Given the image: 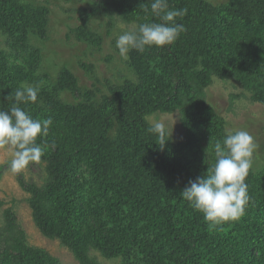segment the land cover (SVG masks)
Listing matches in <instances>:
<instances>
[{
	"label": "trees",
	"instance_id": "16d2710c",
	"mask_svg": "<svg viewBox=\"0 0 264 264\" xmlns=\"http://www.w3.org/2000/svg\"><path fill=\"white\" fill-rule=\"evenodd\" d=\"M151 2L98 0L78 9L81 23L72 32L79 41H93L86 25L95 16L136 21L137 27L160 22ZM168 3L187 9L177 18L186 31L171 46L130 52L137 81L111 86L99 102L65 104L60 92L75 78L64 70L49 90L39 89L37 102L20 105L34 119L53 123L48 136L37 140L44 149L45 183L22 176L19 181L31 194L36 224L70 248L80 264H97L93 252L123 264H264V169L251 168L246 178L245 215L218 229H210L180 196L190 180L206 174L215 142L228 133L206 99L212 78L235 79L264 105V0ZM48 15L45 5L0 0V30L25 47L29 33L45 36ZM30 50L35 69L40 55ZM24 80V70L0 52V110L13 106ZM174 110L183 112L185 137L169 139L161 149L146 116ZM3 215L0 264H60L29 244L12 208Z\"/></svg>",
	"mask_w": 264,
	"mask_h": 264
},
{
	"label": "rangeland",
	"instance_id": "374dc122",
	"mask_svg": "<svg viewBox=\"0 0 264 264\" xmlns=\"http://www.w3.org/2000/svg\"><path fill=\"white\" fill-rule=\"evenodd\" d=\"M98 0H21L23 3L45 5L49 8L48 22L44 37L29 33L26 45L16 42L0 30V52L13 67L24 70L22 84L38 86L40 90L50 89L64 70H68L75 80H70L68 88L60 92V99L66 104L99 102L109 94L113 85L123 84L126 80L137 81V73L129 59L123 60L116 48V39L123 31L135 30L136 21L122 18L95 16L86 25L88 33L94 35L93 41H79L72 29L80 25L78 9L91 7ZM214 5L228 3L229 0H208ZM30 47L38 50L40 59L33 69ZM21 84V85H22ZM208 104L225 120L226 130H246L255 140L252 169H264V105L250 99L241 84L233 78L214 76L206 87ZM234 97L233 99H231ZM147 121H162L169 132L170 140L177 143L185 137L183 112L181 110L157 111L146 116ZM13 157L11 148L0 149V229L3 228V212L12 208L18 222L27 233L32 246L41 247L57 257L60 264H80L74 254L59 239L47 237L34 220L33 210L28 201L31 194L19 181L22 176L27 181L43 185L47 179L46 163L40 161L30 164L21 174L8 170ZM84 167L81 175L86 174ZM89 186L87 187V189ZM97 264H123L120 258H104L93 252Z\"/></svg>",
	"mask_w": 264,
	"mask_h": 264
},
{
	"label": "clouds",
	"instance_id": "9594fccd",
	"mask_svg": "<svg viewBox=\"0 0 264 264\" xmlns=\"http://www.w3.org/2000/svg\"><path fill=\"white\" fill-rule=\"evenodd\" d=\"M150 9L160 22H145L135 30L123 31L116 39L121 59L128 60L132 50L143 53L149 47L171 46L186 31L177 18L186 15L187 9H172L168 0H152ZM144 11H149L147 5ZM38 92V86L22 84L14 92L13 106L0 110V149L13 150L8 166L12 174L23 173L30 164L39 163L44 155L37 140L48 136L52 119H34L20 107L37 102ZM148 132L156 136V143L163 149L173 131L169 132L164 122L157 121L150 124ZM255 148L254 137L248 131H229L222 141L215 142L214 163L206 174L190 180L180 193L190 207L202 213L210 229L237 222L245 215L250 203L246 178L253 165Z\"/></svg>",
	"mask_w": 264,
	"mask_h": 264
}]
</instances>
